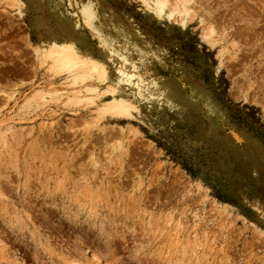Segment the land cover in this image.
<instances>
[{
    "label": "rangeland",
    "instance_id": "rangeland-1",
    "mask_svg": "<svg viewBox=\"0 0 264 264\" xmlns=\"http://www.w3.org/2000/svg\"><path fill=\"white\" fill-rule=\"evenodd\" d=\"M148 1L0 0V264H264V0Z\"/></svg>",
    "mask_w": 264,
    "mask_h": 264
},
{
    "label": "bare ground",
    "instance_id": "bare-ground-1",
    "mask_svg": "<svg viewBox=\"0 0 264 264\" xmlns=\"http://www.w3.org/2000/svg\"><path fill=\"white\" fill-rule=\"evenodd\" d=\"M175 1L177 2L176 6H177V10L180 12V14H182L184 18H189L192 15L191 13H193V10H192V7L194 5L193 0H175ZM257 2H259V1H257ZM257 2H256V4H257ZM168 4H169V0H153L150 2L148 1L149 7L152 8L158 15L163 14L164 9L168 6ZM168 7L170 8V6H168ZM211 31L213 32L214 30H212V28H211ZM212 32H211V34H212ZM57 52H58V50H57ZM70 53H71V56H73L72 55L73 52H70ZM66 58H68V57H66ZM71 58H73V57H71Z\"/></svg>",
    "mask_w": 264,
    "mask_h": 264
},
{
    "label": "trees",
    "instance_id": "trees-1",
    "mask_svg": "<svg viewBox=\"0 0 264 264\" xmlns=\"http://www.w3.org/2000/svg\"><path fill=\"white\" fill-rule=\"evenodd\" d=\"M186 170H188V169H186ZM189 172H191V171H189ZM241 180H243V179H241ZM236 181H238V180H236ZM227 188H228V186H227ZM211 189L213 190L215 197L220 202H223V203H227L229 201L232 202V199H230L229 193L225 189V184L221 185L220 183L219 184L215 183L213 186H211ZM227 200H229V201H227Z\"/></svg>",
    "mask_w": 264,
    "mask_h": 264
}]
</instances>
